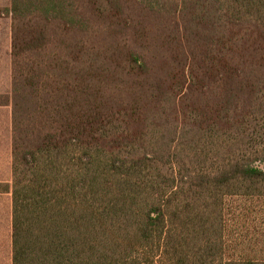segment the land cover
Segmentation results:
<instances>
[{
    "label": "trees",
    "instance_id": "1",
    "mask_svg": "<svg viewBox=\"0 0 264 264\" xmlns=\"http://www.w3.org/2000/svg\"><path fill=\"white\" fill-rule=\"evenodd\" d=\"M2 11L13 264H264V0Z\"/></svg>",
    "mask_w": 264,
    "mask_h": 264
},
{
    "label": "crops",
    "instance_id": "2",
    "mask_svg": "<svg viewBox=\"0 0 264 264\" xmlns=\"http://www.w3.org/2000/svg\"><path fill=\"white\" fill-rule=\"evenodd\" d=\"M9 8L11 0H0V201L6 197L9 202L5 223L0 202V264H13V39L12 19L2 11Z\"/></svg>",
    "mask_w": 264,
    "mask_h": 264
},
{
    "label": "rangeland",
    "instance_id": "3",
    "mask_svg": "<svg viewBox=\"0 0 264 264\" xmlns=\"http://www.w3.org/2000/svg\"><path fill=\"white\" fill-rule=\"evenodd\" d=\"M12 63H13V61H12ZM63 77H65V76H63ZM12 83H13V80H12ZM1 202V209H2V211H3V217H2V222L3 223H5V220H6V218H7V212L9 211V205H8V201H7V198L6 197H3L2 198V200L0 201ZM10 208H11V206H10ZM264 209H262V210H260V212H262V213H260L259 215H258V221H257V224H259V225H261L260 227H263L264 226ZM254 215L255 214H253V215H250L251 216V218H253L254 217ZM261 217H263V218H261ZM3 240H4V237H3ZM2 240V241H3Z\"/></svg>",
    "mask_w": 264,
    "mask_h": 264
}]
</instances>
